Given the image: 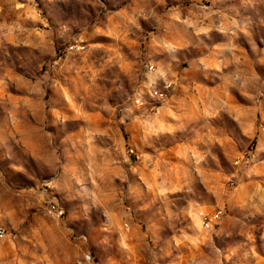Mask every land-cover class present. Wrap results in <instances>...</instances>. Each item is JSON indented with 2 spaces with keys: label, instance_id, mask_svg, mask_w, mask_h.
Returning <instances> with one entry per match:
<instances>
[{
  "label": "rangeland",
  "instance_id": "1",
  "mask_svg": "<svg viewBox=\"0 0 264 264\" xmlns=\"http://www.w3.org/2000/svg\"><path fill=\"white\" fill-rule=\"evenodd\" d=\"M0 230V264H264V0H0Z\"/></svg>",
  "mask_w": 264,
  "mask_h": 264
},
{
  "label": "built area",
  "instance_id": "2",
  "mask_svg": "<svg viewBox=\"0 0 264 264\" xmlns=\"http://www.w3.org/2000/svg\"><path fill=\"white\" fill-rule=\"evenodd\" d=\"M166 89L170 87V84H167ZM164 93H161V96H163ZM137 103L141 104V100L138 99ZM224 215V210L221 208L213 209V210H200L198 212V218L201 222V224L205 227V229H213L217 224L220 223L222 220V217ZM2 231L0 230V234Z\"/></svg>",
  "mask_w": 264,
  "mask_h": 264
}]
</instances>
